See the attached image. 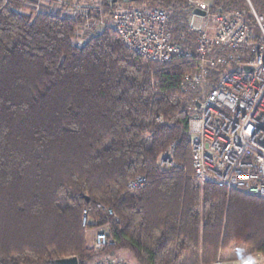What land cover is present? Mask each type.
I'll list each match as a JSON object with an SVG mask.
<instances>
[{
  "label": "trees",
  "instance_id": "obj_1",
  "mask_svg": "<svg viewBox=\"0 0 264 264\" xmlns=\"http://www.w3.org/2000/svg\"><path fill=\"white\" fill-rule=\"evenodd\" d=\"M99 1L72 16L38 9V0H0V264H93L101 253L88 247L82 219L88 208L96 218L99 203L118 216L110 247L135 264L264 255V198L201 184L193 169V106L224 70L211 69L204 89L185 88L194 58L145 60L104 24L116 4L165 9L174 37L195 41L190 0ZM209 2L213 13L243 12L250 29L249 3L264 16V0ZM89 23L105 26L82 40ZM175 142L181 168L165 169ZM138 176L147 184L129 189Z\"/></svg>",
  "mask_w": 264,
  "mask_h": 264
},
{
  "label": "built area",
  "instance_id": "obj_2",
  "mask_svg": "<svg viewBox=\"0 0 264 264\" xmlns=\"http://www.w3.org/2000/svg\"><path fill=\"white\" fill-rule=\"evenodd\" d=\"M209 1L190 0L187 30L195 41L184 34L174 37L171 16L165 9L140 10L116 4L105 23L126 48L145 60L168 64L176 56L194 58L197 71L185 76V88L204 89L211 69L224 70L217 86L202 100H195L189 119L195 177L201 184L264 198V16L249 3L255 19V27L250 29L243 12L213 13ZM195 9L206 15L195 14ZM246 67L252 71H245ZM176 145L163 156V168H181L174 159ZM146 184V178L138 176L129 183V189ZM96 210L106 219L92 223L93 210L87 209L82 224L88 233L93 232V248L100 251L115 244L108 237L107 227L118 218L114 210L102 204H97ZM98 264L127 263L120 258H104ZM214 264H264V255L255 253L243 262L218 258Z\"/></svg>",
  "mask_w": 264,
  "mask_h": 264
},
{
  "label": "rangeland",
  "instance_id": "obj_3",
  "mask_svg": "<svg viewBox=\"0 0 264 264\" xmlns=\"http://www.w3.org/2000/svg\"><path fill=\"white\" fill-rule=\"evenodd\" d=\"M100 2L101 1H99V0H75L74 2H71L70 4L64 5L60 0H38V6H39L38 9L43 8V9H48L49 11H53V12L67 13L69 15L76 16L77 14H80V13H86L91 8H95V9L100 8L99 7V6H101ZM107 23H108V19H107ZM104 24L106 25V23H104ZM105 25L101 26L99 24H93V23L85 24L81 27L82 29L79 30L78 35L80 36V38H82V40H84V39L89 37V35L87 33L89 31H91L92 28L100 29V28H104ZM77 43L81 44V45L83 44V42H81L80 39H78V38L76 39L75 44H77ZM99 204H101V203H99ZM102 205H104V204H102ZM104 206H106V205H104ZM106 208H110V207L106 206ZM110 209H112V208H110ZM112 211H113V209H112ZM114 214H116L115 211H114ZM116 216H117V214H116ZM117 218H118V216H117ZM105 219H106V217L103 213H98L97 217L92 219V223L104 221ZM117 221L118 220L110 221V225L107 227L108 233H109L111 225ZM85 237H86L88 247L94 249L93 245H92L93 232L88 233L85 229ZM95 251H97V250H95ZM125 251L123 250L122 252H118V251H116V249H112V247H108L104 250L97 251L98 253L100 252L101 255H100L99 259L96 260L93 264H98L100 262V260H103L104 258H109V259L110 258H117V259L120 258V259H123L127 264L134 263L130 260V258H128ZM251 255L252 254L246 256L244 259L232 260V261L243 262V261L249 259V257ZM232 261H225V262H232Z\"/></svg>",
  "mask_w": 264,
  "mask_h": 264
},
{
  "label": "water",
  "instance_id": "obj_4",
  "mask_svg": "<svg viewBox=\"0 0 264 264\" xmlns=\"http://www.w3.org/2000/svg\"><path fill=\"white\" fill-rule=\"evenodd\" d=\"M194 13L201 15V16L206 15V12L202 11L200 9H195ZM244 70L250 72V71H252V68L246 67ZM197 106L198 107L200 106L199 103H197ZM51 264H79V260L77 257H71V258H67V259L54 260L51 262Z\"/></svg>",
  "mask_w": 264,
  "mask_h": 264
},
{
  "label": "crops",
  "instance_id": "obj_5",
  "mask_svg": "<svg viewBox=\"0 0 264 264\" xmlns=\"http://www.w3.org/2000/svg\"><path fill=\"white\" fill-rule=\"evenodd\" d=\"M122 251H123V250H122ZM124 251H125V250H124ZM125 253H126V255L128 256V258H130V260L133 262L134 259H132V258H133L132 254L129 253L128 251H125ZM132 262H131V263H132ZM132 264H134V263H132Z\"/></svg>",
  "mask_w": 264,
  "mask_h": 264
},
{
  "label": "bare ground",
  "instance_id": "obj_6",
  "mask_svg": "<svg viewBox=\"0 0 264 264\" xmlns=\"http://www.w3.org/2000/svg\"><path fill=\"white\" fill-rule=\"evenodd\" d=\"M97 206V205H96ZM88 209H91V210H93L92 208H88ZM87 210V209H86ZM85 211V210H84ZM83 217H84V213H83ZM82 222H83V219H82Z\"/></svg>",
  "mask_w": 264,
  "mask_h": 264
}]
</instances>
